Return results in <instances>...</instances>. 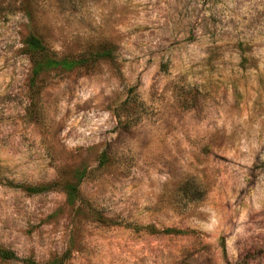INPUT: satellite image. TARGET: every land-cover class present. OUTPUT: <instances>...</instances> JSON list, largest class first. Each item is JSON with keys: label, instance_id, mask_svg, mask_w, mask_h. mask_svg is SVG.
Segmentation results:
<instances>
[{"label": "rangeland", "instance_id": "obj_1", "mask_svg": "<svg viewBox=\"0 0 264 264\" xmlns=\"http://www.w3.org/2000/svg\"><path fill=\"white\" fill-rule=\"evenodd\" d=\"M29 34L86 64L35 94ZM0 248L264 264V0H0Z\"/></svg>", "mask_w": 264, "mask_h": 264}, {"label": "trees", "instance_id": "obj_2", "mask_svg": "<svg viewBox=\"0 0 264 264\" xmlns=\"http://www.w3.org/2000/svg\"><path fill=\"white\" fill-rule=\"evenodd\" d=\"M24 50L29 57L31 63L30 74L27 80V86L30 91H34L37 93V89H39V85L42 82L41 78L44 74L52 72L56 69L62 70H71L76 67L83 66L87 62V56H81L76 58H68V57H57L35 34H29L24 40ZM110 49L108 47H102L101 51L96 52L88 56L89 60L106 58L110 57ZM38 85V86H37ZM84 173V172H83ZM82 172L77 176L79 179L81 177ZM48 188L45 185L39 186H28L25 190L29 193H38L44 191ZM64 189L66 193V200L68 204L74 205L77 197H78V186L77 184L67 182L64 184ZM166 233H171L172 229L163 230ZM0 258L3 259H17L16 254L8 249L0 248ZM29 264H41L36 263L31 260H26ZM47 264H57V260H53Z\"/></svg>", "mask_w": 264, "mask_h": 264}]
</instances>
